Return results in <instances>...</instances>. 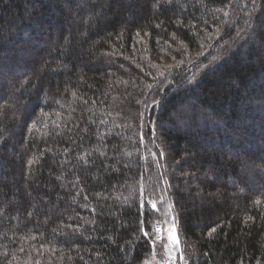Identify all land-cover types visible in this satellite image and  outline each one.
I'll return each instance as SVG.
<instances>
[{"label": "trees", "instance_id": "16d2710c", "mask_svg": "<svg viewBox=\"0 0 264 264\" xmlns=\"http://www.w3.org/2000/svg\"><path fill=\"white\" fill-rule=\"evenodd\" d=\"M172 259L264 264V0H0V264Z\"/></svg>", "mask_w": 264, "mask_h": 264}, {"label": "snow or ice", "instance_id": "6c2138e0", "mask_svg": "<svg viewBox=\"0 0 264 264\" xmlns=\"http://www.w3.org/2000/svg\"><path fill=\"white\" fill-rule=\"evenodd\" d=\"M154 103H158V102L154 101ZM152 207L155 208V204H153ZM157 231L159 232V231H162V230L161 229H157ZM168 242L169 243L165 247H167L169 249V251H171L174 247H178L179 246V240H178L177 236L175 235L174 230H170L169 231ZM183 259H184V257L181 256V260H183Z\"/></svg>", "mask_w": 264, "mask_h": 264}, {"label": "built area", "instance_id": "2783aa9c", "mask_svg": "<svg viewBox=\"0 0 264 264\" xmlns=\"http://www.w3.org/2000/svg\"><path fill=\"white\" fill-rule=\"evenodd\" d=\"M155 229H156V230H157V229H162L161 224H160V223L155 224ZM181 261H182V260H181V257H180V262H181ZM168 264H176V262H175L174 260H171V261L168 262Z\"/></svg>", "mask_w": 264, "mask_h": 264}, {"label": "rangeland", "instance_id": "374dc122", "mask_svg": "<svg viewBox=\"0 0 264 264\" xmlns=\"http://www.w3.org/2000/svg\"><path fill=\"white\" fill-rule=\"evenodd\" d=\"M171 230H172V229H171ZM181 256H182V255H181V254H179V256H178V257H181ZM172 260H174V261H175L176 259H172Z\"/></svg>", "mask_w": 264, "mask_h": 264}]
</instances>
